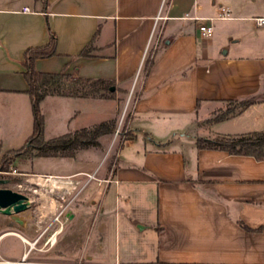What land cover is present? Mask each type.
Returning <instances> with one entry per match:
<instances>
[{"label":"crops","instance_id":"0c3cea01","mask_svg":"<svg viewBox=\"0 0 264 264\" xmlns=\"http://www.w3.org/2000/svg\"><path fill=\"white\" fill-rule=\"evenodd\" d=\"M222 7L229 10V18H217ZM257 16H264V0H0L1 151L21 148L32 133L22 60L29 47L47 44L51 33L56 54L37 59L38 71H76L114 89L109 88L106 99L47 95L41 105L80 100L101 104L106 120L114 116L105 102L116 103L117 111L129 102L133 136L122 142L108 184L126 201L149 199L133 223L156 236L118 239L115 253L107 255L102 246L109 217L104 214L91 252L80 254L78 264H264V160L199 149L196 138L203 134L194 127L200 115L208 120L220 112L221 103L249 100L222 120L205 121L209 135L204 137L264 130V27L254 23ZM200 22L212 26L210 37L200 35ZM157 39H162L159 46ZM147 46L153 57L149 66ZM85 48L87 55H81ZM227 124L235 128H224ZM96 212L79 206L64 208L60 216L65 213L78 224L87 219L88 225ZM0 215L26 226L21 217ZM124 223L131 229L130 218ZM78 231L65 234L64 223L56 228L55 239L45 244L56 246L57 236L64 234L54 256L39 252L29 258L26 248L19 258L0 255V264H75L63 255ZM6 233L17 235L26 247L35 239L13 232L0 236Z\"/></svg>","mask_w":264,"mask_h":264},{"label":"rangeland","instance_id":"374dc122","mask_svg":"<svg viewBox=\"0 0 264 264\" xmlns=\"http://www.w3.org/2000/svg\"><path fill=\"white\" fill-rule=\"evenodd\" d=\"M158 46L161 44L162 39H157ZM153 50V49H152ZM150 57V51L148 53ZM80 96L90 97L91 92L87 93L91 89L90 87L80 86ZM94 95V94H93ZM110 96V95H109ZM108 94L106 98H109ZM95 97H99L95 93ZM105 107L113 111L110 113L113 118L103 120L105 114H100L103 110L101 104L87 103L85 101H74L67 104H56L55 102H47L41 105L42 112L46 116V127L43 133L44 139L63 134L73 128L87 126L93 122H97L93 127L100 122L113 120L115 122V129L111 133H106L98 137V144L95 146H89L87 148L78 149L74 156H63L61 154L51 156H36V151H32L24 155L23 157H16L15 154L7 153V149L0 150V179L4 183L0 184V187L16 189L17 183H22L26 186H30L31 189L22 191L29 195L31 202L30 207L18 214L16 217H21V220L26 221V226H21L9 216L0 215V234L3 232L21 233L28 238H35L31 243L33 245L24 246L25 244L21 239L14 234L6 233L0 236V255L4 258L14 259L19 258L24 254L27 248V255L30 254L31 258L35 253L55 254L56 249L61 245L62 236H57L59 242L56 246H45L47 240L52 236V233L56 228H61L64 223V233H71L72 231H78L79 235H75V239L71 242V245L67 247V251L63 257L70 260V262L80 263L78 256L81 254L86 257L92 248V238L94 237L96 227L99 219L105 214L108 216V226L105 236V245L103 242V250L107 255L115 253V245L120 240L137 238L150 239L156 236L154 230L150 228L143 229V225L133 223L135 217L141 215L140 208L143 206L148 207L150 204L149 199L144 197H136L133 200L124 197L123 193L116 194L114 184H108L110 178L118 164V153L121 144L124 140L133 136V131L128 127V120L130 118V106L129 102L122 103L120 109L114 107V102H105ZM220 112H215L208 120L200 115L195 122L196 132L209 135L206 122L215 119L214 115L221 116L224 113H228V110H237L239 104L237 102L221 103ZM105 110V109H104ZM71 117H73L71 119ZM103 120V121H102ZM206 121V122H205ZM79 128V129H81ZM224 128H235L234 126L227 124ZM78 130V129H77ZM73 132V131H72ZM14 159L9 164V158ZM7 161L5 164L4 162ZM15 169L17 173H11ZM74 172L75 175H71V179L80 180L76 189L71 192L67 190H53L50 191L48 187L39 186L35 182L28 179L37 178L36 176H46L49 174H70ZM86 172V173H85ZM91 176V177H89ZM18 191V190H17ZM129 200V201H128ZM93 201V202H92ZM79 206H89L97 208L96 214L93 216V221L90 224H86V220L77 222L68 221L65 213L60 216L59 223L54 219L59 209L65 208V211H72L73 208ZM57 207V209H55ZM102 208V210H101ZM55 209V210H54ZM72 209V210H71ZM134 209V211H131ZM41 213L45 215L41 217ZM153 210H151V213ZM145 216V214L143 215ZM130 218L132 220L131 229L124 223V218ZM140 217V216H139ZM138 218V217H137ZM41 219V220H40ZM56 223L57 226H56ZM50 227V228H49ZM86 227V231L84 228ZM127 228L129 230H127ZM25 232V233H24ZM84 234V235H83ZM56 237V236H55ZM77 237H80L77 239ZM82 237V238H81ZM80 240H85L79 246ZM30 249L32 253H30ZM47 249V251H46ZM84 263V262H82ZM57 264V263H54Z\"/></svg>","mask_w":264,"mask_h":264},{"label":"trees","instance_id":"16d2710c","mask_svg":"<svg viewBox=\"0 0 264 264\" xmlns=\"http://www.w3.org/2000/svg\"><path fill=\"white\" fill-rule=\"evenodd\" d=\"M88 49L85 48L81 55H87ZM56 54V36L50 34L47 44L26 49L22 65L24 67L23 76L28 84L27 93L31 98L33 112V129L31 135L27 138L24 145L15 150L7 151L13 153L16 157L36 151V156H51L61 154L63 156H74L80 148H87L98 144V137L111 133L115 129L113 120L103 121L93 127H83L73 132L65 133L57 137L44 140L43 126L44 115L41 108V102L47 95L80 96V86L90 87L87 93L91 96L95 93L100 97H106L110 93V83L102 79H83L76 73H49L41 72L35 68V61L39 58H47ZM153 61V57H148L146 66ZM94 94V95H93ZM87 96V95H84ZM82 96V97H84ZM237 102V101H233ZM238 111L250 104L249 100L237 102ZM237 110H228V113L215 117L214 120H222L225 116L235 113ZM196 146L199 149H218L229 154L251 156L255 160H264V130L253 131L238 134L235 136H218L215 138L198 137ZM14 158H9V164ZM5 161L4 163H6ZM258 230V229H257Z\"/></svg>","mask_w":264,"mask_h":264},{"label":"built area","instance_id":"2783aa9c","mask_svg":"<svg viewBox=\"0 0 264 264\" xmlns=\"http://www.w3.org/2000/svg\"><path fill=\"white\" fill-rule=\"evenodd\" d=\"M23 11L28 12L29 11V8L28 7H24L23 8ZM229 17H230L229 10L226 9V8H224V7L220 8V11H219V13L217 15V18L227 19ZM195 19H199V18L195 17ZM212 19L213 18H208V20H212ZM253 21H254V23L257 26L264 27V16L254 17L253 18ZM198 29H199L200 35L203 38H208V37H210L213 34V28H212V26L210 24L206 23V22H200L199 23V26H198ZM155 45H156V43H155ZM148 50H149V47L147 46L144 56L147 55V57H148V55H149L148 54ZM11 173L15 174L17 172H16L15 169H13ZM48 176H53V175H48ZM53 177L56 178V180H60L61 182L62 181H67V180L70 181L69 179L71 178V176H66V177L53 176ZM89 177H91V176H89ZM72 181H73V179H72ZM74 181H75V185H74V189L72 191H74L76 189L77 185L79 184V180H74ZM28 182L30 184L32 183L29 179H28ZM16 189L18 191L22 192L24 190L31 189V187L30 186H26V185H24L22 183H17L16 184ZM66 192L68 193V192H71V191H68L67 190ZM55 209H57V207ZM63 209L64 208L59 209L57 215L54 217V219L56 221H59V217H60L61 213L63 212ZM41 214H42L41 217L45 215L44 213H41ZM53 236L55 237V231L52 233V236L47 241H50L51 242Z\"/></svg>","mask_w":264,"mask_h":264},{"label":"water","instance_id":"95a60500","mask_svg":"<svg viewBox=\"0 0 264 264\" xmlns=\"http://www.w3.org/2000/svg\"><path fill=\"white\" fill-rule=\"evenodd\" d=\"M113 89V87H110L111 91ZM1 183H4V181L0 179ZM30 202L29 195L10 188L0 187V213L6 215L18 214L28 209Z\"/></svg>","mask_w":264,"mask_h":264},{"label":"bare ground","instance_id":"6f19581e","mask_svg":"<svg viewBox=\"0 0 264 264\" xmlns=\"http://www.w3.org/2000/svg\"><path fill=\"white\" fill-rule=\"evenodd\" d=\"M70 181H60V180H56V178H54L53 176H42V177H39V178H35L33 179V181H37L39 183H42L44 184V187H48L50 189V191H53V190H61V189H64V190H68V191H72L74 189V185H75V181L70 178L69 179ZM31 181V179H30ZM38 184V183H36ZM39 186H43V185H40L38 184ZM55 239V237L53 236L52 237V241ZM30 245H33L32 243H30Z\"/></svg>","mask_w":264,"mask_h":264},{"label":"flooded vegetation","instance_id":"af4514ba","mask_svg":"<svg viewBox=\"0 0 264 264\" xmlns=\"http://www.w3.org/2000/svg\"><path fill=\"white\" fill-rule=\"evenodd\" d=\"M30 207V206H29ZM14 220V219H13Z\"/></svg>","mask_w":264,"mask_h":264}]
</instances>
